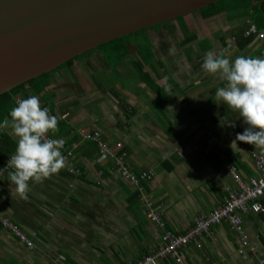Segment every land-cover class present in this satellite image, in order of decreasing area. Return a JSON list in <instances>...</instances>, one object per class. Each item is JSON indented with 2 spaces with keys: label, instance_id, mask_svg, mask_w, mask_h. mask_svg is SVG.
I'll use <instances>...</instances> for the list:
<instances>
[{
  "label": "crops",
  "instance_id": "1",
  "mask_svg": "<svg viewBox=\"0 0 264 264\" xmlns=\"http://www.w3.org/2000/svg\"><path fill=\"white\" fill-rule=\"evenodd\" d=\"M249 5L209 18L200 10L183 16L181 22L197 38L185 45L186 51L155 53L154 67H145L167 89L162 101L143 81L140 92L118 86L117 96H106L101 83L94 81L97 69H113L102 48L52 73L46 88L49 99L37 97L57 118L52 137L63 141L61 147L73 152L72 167L82 170L72 174L63 165L42 181L30 180L24 196L5 175L0 210L35 246L28 248L0 225V264L139 261L162 245L165 230L183 233L196 217L225 201L227 187L237 185L229 167L243 176L259 175L252 155L261 150L236 140L244 125L215 99L225 81L201 68L209 51L230 62L237 56L264 58V39L244 33L248 21L264 29V0H250ZM254 6L260 8L261 18ZM126 64L114 70H125ZM21 96L26 99L32 92ZM82 130L99 131L115 154H126L130 172L153 170L154 177L142 184L144 197L138 186L118 174L112 156L99 161ZM5 131L17 140L10 125ZM137 190L139 198L132 196ZM147 202L163 217L164 229L147 216ZM245 228L250 245L244 255L238 252L236 232L221 223L188 243L181 263L167 257L159 264H264V213L246 215Z\"/></svg>",
  "mask_w": 264,
  "mask_h": 264
},
{
  "label": "water",
  "instance_id": "2",
  "mask_svg": "<svg viewBox=\"0 0 264 264\" xmlns=\"http://www.w3.org/2000/svg\"><path fill=\"white\" fill-rule=\"evenodd\" d=\"M220 0H0V95L105 43Z\"/></svg>",
  "mask_w": 264,
  "mask_h": 264
},
{
  "label": "clouds",
  "instance_id": "3",
  "mask_svg": "<svg viewBox=\"0 0 264 264\" xmlns=\"http://www.w3.org/2000/svg\"><path fill=\"white\" fill-rule=\"evenodd\" d=\"M201 68L218 73L225 81L214 93L216 101L234 113L244 125L236 140L246 142L264 152V58L237 56L229 61L211 51L204 56ZM10 120L0 121V128L10 125L17 138L15 153L7 161L11 167L9 181L24 196L28 182L42 181L57 173L64 164L62 140L46 138L57 129V118L40 106L35 95L19 100L9 113Z\"/></svg>",
  "mask_w": 264,
  "mask_h": 264
},
{
  "label": "built area",
  "instance_id": "4",
  "mask_svg": "<svg viewBox=\"0 0 264 264\" xmlns=\"http://www.w3.org/2000/svg\"><path fill=\"white\" fill-rule=\"evenodd\" d=\"M245 34L247 36L255 35V37L259 39H264V31L259 30L257 26L250 21H248ZM19 100L21 99L18 98L17 102ZM81 133L85 138L99 142V161L106 160L108 157L112 156L118 174L138 186L141 196L144 197L146 195L140 183L141 180L149 181L154 177L152 169L142 170L137 175L130 172L126 163L125 154H115L111 147L100 140L98 132L92 134L86 133L83 130ZM46 138L52 139L48 134H46ZM69 156L70 153L69 155H64V163H67L71 173H74L76 170L72 167V163H69ZM252 156L255 169L259 175L243 176L237 168L233 166L229 167L230 173L237 185L234 188L227 187L228 196L221 205L217 206L209 213L196 217L194 224L183 233L165 230L162 234V245L157 250L143 256L139 261L130 264H159L161 259L167 257H171L177 263H181L183 261V251L188 243L192 242L198 236L210 232L212 227L223 222L227 223L238 235L240 243L238 252L244 255L250 245V238L245 228V216L247 214L264 213V202L262 201L264 198V152L254 153ZM6 164L0 167V185L3 175L11 169V167L6 168ZM147 216L162 229L165 228L163 217L153 208L150 202H147ZM0 219L4 226L13 232L20 242L24 243L30 249L34 248V241L31 240L25 232L11 223L7 218H1V213Z\"/></svg>",
  "mask_w": 264,
  "mask_h": 264
},
{
  "label": "trees",
  "instance_id": "5",
  "mask_svg": "<svg viewBox=\"0 0 264 264\" xmlns=\"http://www.w3.org/2000/svg\"><path fill=\"white\" fill-rule=\"evenodd\" d=\"M249 3H250V0H242L239 3H234L233 0H220L216 3L208 5L205 8H202L200 10V12L204 18H209V17H212L214 15L220 14V13L225 12V11L229 12V10H232L235 8L236 9L241 8V7L249 8V6L251 5V4L249 5ZM254 9L255 10H253V12H257L258 14L261 15V11H260V8L258 6H254ZM260 15H259V17L261 18L262 15L261 16ZM182 19H183V16L178 17L175 20H170L168 22H172V21L178 22L180 30L184 36L181 43L183 45H186V44L194 41L197 38V35L194 32L190 31V29L188 28L187 25H185L184 22H181ZM163 24L164 23L157 24L153 27H150V28H147L144 30H140V31L132 33L130 35L120 37L118 39H115L113 41L105 43V44H103L97 48H94L90 51H87V52L67 61L66 63L62 64L58 68L61 69L64 67H68V66L72 65L74 60L83 59L87 55H90L91 53H93L94 51H96L100 48L105 50L106 61L108 64H110V66L112 68H116L118 65L122 64L129 57H131L132 58L131 64H133L135 66L140 80L143 81L149 87H151L157 93V99L162 101L163 95H165V92L167 91V89L163 86L158 85L155 82V80L153 79V77L151 76V74L147 70H145V67H146V65L149 67H154V63L156 61V59H155V48H154L153 44L151 43V40L147 34V31L150 29H158L159 30ZM247 26H248V24H247ZM246 29H245V31H246ZM259 30H261V29H259ZM262 30L264 31V29H262ZM245 31H244V33H245ZM247 37H255V35H250ZM227 48H229V45H227ZM158 64L160 65L161 63L158 62ZM54 71H56V69L51 71V72L45 73L38 78L32 79V80H30V81H28V82H26L20 86H17L16 88L11 90L10 92H6V93L1 94L0 95V121H3L5 118H8L9 120L11 119L9 116V113H10L11 109L17 105V103H18L17 99L22 97L21 95H23V93L32 92V96L33 95H35V96L41 95L42 101L49 99V96L46 95V88L52 83L51 75H52V72H54ZM166 95H167V92H166ZM162 109L163 108H161V110ZM85 132L86 133H92V134L95 132H98L99 136H100V140L103 143H105V141L102 140L101 133L99 131H85ZM47 134L52 139H54V137H52V132L49 131V133H47ZM80 134H82V133L80 132ZM85 139L88 141V143H90V145L93 147V149L96 150V152L98 154L97 158H99L100 157L99 142L94 141V140H89L87 138H85ZM16 141L17 140H15L8 132L5 131V127L0 128V167L4 166V164H6V162L10 159V157L15 153ZM106 144L109 146L108 143H106ZM60 150H61V153L63 154V156L69 155V153H70V156L68 159V161L70 163L71 159L73 158V152L69 149L67 150V149L62 148V147H60ZM125 157H126V154H125ZM63 165L68 166L67 163H64ZM114 166H115V164H114ZM75 170L79 171L78 168ZM11 171H13L12 168L10 170H8L7 173H5V175L9 174V172H11ZM78 171H75L74 173H78ZM82 174L83 173H81L80 175H82ZM5 175H3L1 181H3V178L5 177ZM143 183H146V182L141 180L140 185L142 186ZM1 185H2V182H1ZM139 195H140V192L137 190L135 193H133L132 196L139 198ZM262 201L264 202V198L262 199ZM0 213H1V218H7L11 223H13L15 226L20 228L15 222H13L10 218H8V216L5 215L2 212V210H0ZM247 215H249V214H247ZM223 223H225V222H223ZM0 225L3 228L8 229L7 227L4 226L1 219H0Z\"/></svg>",
  "mask_w": 264,
  "mask_h": 264
},
{
  "label": "rangeland",
  "instance_id": "6",
  "mask_svg": "<svg viewBox=\"0 0 264 264\" xmlns=\"http://www.w3.org/2000/svg\"><path fill=\"white\" fill-rule=\"evenodd\" d=\"M147 34L152 38L150 40H151V43L154 45L156 54L157 53L162 54L164 51L173 52V53H179V51L182 52L183 50L186 51L185 45L181 43L182 38H183V33L181 32L179 25L177 24L176 21L166 22L161 26L159 30L151 29V32H148ZM162 55L161 57H163ZM131 60H132L131 57H129L126 60L128 61V64L125 65L126 66L125 70L117 71L116 69L114 70V68L112 70H99V69L96 70L95 75H94V81L96 83H101V85L106 91L105 92L106 96H110V95L113 96L112 93L116 95L119 94L120 92H118V90L120 89H118V86L120 88L123 87L127 89L131 87L135 89L136 91L140 92L141 89L139 87V83H142V82L139 78V75H138V72L136 71L135 66L131 64ZM163 62L167 63V60L164 59ZM61 69L58 68L56 69V71L58 72ZM127 71H128V74H125V76H122ZM113 101L117 102L116 99H114Z\"/></svg>",
  "mask_w": 264,
  "mask_h": 264
}]
</instances>
